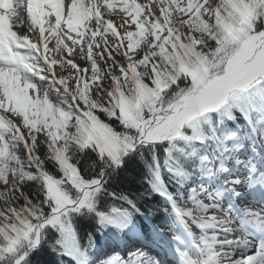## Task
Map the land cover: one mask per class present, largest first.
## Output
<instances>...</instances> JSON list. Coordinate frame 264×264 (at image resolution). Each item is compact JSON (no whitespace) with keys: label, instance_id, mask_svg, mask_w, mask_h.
Segmentation results:
<instances>
[{"label":"snow or ice","instance_id":"6c2138e0","mask_svg":"<svg viewBox=\"0 0 264 264\" xmlns=\"http://www.w3.org/2000/svg\"><path fill=\"white\" fill-rule=\"evenodd\" d=\"M0 264H264V0H0Z\"/></svg>","mask_w":264,"mask_h":264}]
</instances>
